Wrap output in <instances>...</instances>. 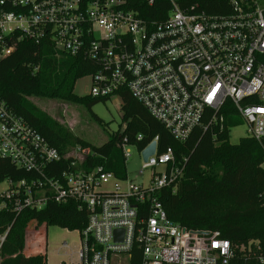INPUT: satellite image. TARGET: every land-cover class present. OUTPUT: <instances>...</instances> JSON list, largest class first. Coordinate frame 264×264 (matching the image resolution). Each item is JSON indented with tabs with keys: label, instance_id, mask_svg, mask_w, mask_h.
Returning <instances> with one entry per match:
<instances>
[{
	"label": "built area",
	"instance_id": "1",
	"mask_svg": "<svg viewBox=\"0 0 264 264\" xmlns=\"http://www.w3.org/2000/svg\"><path fill=\"white\" fill-rule=\"evenodd\" d=\"M165 1L169 10L150 21L128 10V0H0V61L23 39L48 40L58 53L96 64L88 76L90 97H118L121 111L129 93L179 143L196 129L221 125L229 102L247 124L248 137L262 143L264 0H228L231 11L224 15ZM152 143L156 152L140 172L151 170L146 187L103 166L86 170L90 149L62 154L0 94V158L33 174L7 181L0 213L19 217L49 202L85 209L87 226L79 231L80 251L71 264H264L259 240L233 246L219 231L188 229L168 218L159 194L169 188L177 193L188 159L178 161L171 147L159 153V138L139 150L124 137L119 147L127 163L131 147L142 156ZM261 198L264 203V191ZM4 241L0 237V251Z\"/></svg>",
	"mask_w": 264,
	"mask_h": 264
},
{
	"label": "trees",
	"instance_id": "2",
	"mask_svg": "<svg viewBox=\"0 0 264 264\" xmlns=\"http://www.w3.org/2000/svg\"><path fill=\"white\" fill-rule=\"evenodd\" d=\"M128 0L127 9L146 20L160 18L169 10L165 0ZM185 9L196 7L209 15L229 14L228 0H183ZM97 71V66L84 56L71 57L58 53L48 40L36 44L29 39L18 42L14 54L0 61V94L7 106L43 135L62 154L71 148L90 149L84 165L86 170L103 166L117 178H127L126 160L119 143L122 138L142 150L159 138L158 151L171 147L178 161L188 159L184 177L177 193L164 189L159 194L168 218L175 224L192 230L219 231L222 239L233 246L259 240L264 245V141L251 138L231 144L230 133L242 124V118L232 103H227L221 125L204 131L196 129L185 143L175 141L161 123L129 93L123 94L121 108L124 133H114L101 147L74 136L39 107L31 98L61 100L86 107L89 111L110 99L79 97L77 82ZM92 118L99 125L103 121ZM138 136L143 139L138 142ZM63 167V166H62ZM65 167V166H64ZM33 174L0 158V184L30 180ZM88 213L70 202L58 205L49 202L42 211L25 210L19 217L11 212L0 213L1 264H47L46 252H30L32 243L43 237L46 229L57 226L71 232L86 228ZM1 244V242H0Z\"/></svg>",
	"mask_w": 264,
	"mask_h": 264
},
{
	"label": "rangeland",
	"instance_id": "3",
	"mask_svg": "<svg viewBox=\"0 0 264 264\" xmlns=\"http://www.w3.org/2000/svg\"><path fill=\"white\" fill-rule=\"evenodd\" d=\"M91 86V78L85 77L77 82L75 93L79 97L88 96ZM30 101L67 128L74 136L96 147L103 146L114 133L121 132L124 128L118 97H113L105 103L102 102L94 106L91 111L84 106L61 100L31 98ZM92 114L101 119L103 125H99L94 121ZM247 131L248 126L244 121L238 127L233 128L230 133L231 144H238L241 139L248 138ZM73 151L74 148H71L69 152ZM130 151L131 157L126 163L127 181L146 187L151 181V170H146L144 174H141L144 160L137 148L131 147ZM8 189L9 184L7 182L0 184V194ZM64 244H67V247H64ZM43 251L47 255V264L77 263L76 258L80 251L79 231L71 232L61 227L49 226L46 229V239L43 238L41 243H37L34 248L32 247V251L27 252V254Z\"/></svg>",
	"mask_w": 264,
	"mask_h": 264
},
{
	"label": "water",
	"instance_id": "4",
	"mask_svg": "<svg viewBox=\"0 0 264 264\" xmlns=\"http://www.w3.org/2000/svg\"><path fill=\"white\" fill-rule=\"evenodd\" d=\"M155 152H156V143H152L142 154V158L144 162H147L149 157L153 156Z\"/></svg>",
	"mask_w": 264,
	"mask_h": 264
},
{
	"label": "crops",
	"instance_id": "5",
	"mask_svg": "<svg viewBox=\"0 0 264 264\" xmlns=\"http://www.w3.org/2000/svg\"><path fill=\"white\" fill-rule=\"evenodd\" d=\"M42 239H43V237H40V239H39L38 241H36L35 243H32V244H34V245L31 246L30 251H32V247L34 248V246H35L37 243H41ZM40 240H41V241H40ZM42 245H43V242H42ZM44 248H45V245H44Z\"/></svg>",
	"mask_w": 264,
	"mask_h": 264
}]
</instances>
